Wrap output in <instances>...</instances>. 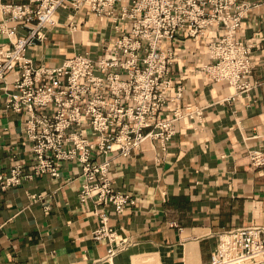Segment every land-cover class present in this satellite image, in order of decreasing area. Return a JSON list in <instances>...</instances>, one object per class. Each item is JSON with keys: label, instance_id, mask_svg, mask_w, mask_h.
Segmentation results:
<instances>
[{"label": "crops", "instance_id": "crops-1", "mask_svg": "<svg viewBox=\"0 0 264 264\" xmlns=\"http://www.w3.org/2000/svg\"><path fill=\"white\" fill-rule=\"evenodd\" d=\"M72 15L60 10L59 24L29 48L35 66H59L78 54L102 55L114 34L110 22L86 10ZM240 35L256 42L253 80L264 83V3L250 13ZM7 40L0 33V43ZM177 46L172 78L184 88L182 105L201 116L178 121L165 151L147 141L130 157H112L113 185L135 204L118 214L112 205L81 203L84 180L75 162L63 163L59 177L24 179L0 190V264H206L219 231L252 223L264 227V167L252 165L249 154L264 153V87L232 100L235 89L229 83L214 82L200 71L210 62L203 39ZM12 80L10 74L9 88ZM4 86L0 171L7 175L15 164L29 168L32 154L21 115L6 108ZM102 212L118 232L112 246L125 242L112 258L106 256L108 243L93 239Z\"/></svg>", "mask_w": 264, "mask_h": 264}, {"label": "built area", "instance_id": "built-area-1", "mask_svg": "<svg viewBox=\"0 0 264 264\" xmlns=\"http://www.w3.org/2000/svg\"><path fill=\"white\" fill-rule=\"evenodd\" d=\"M264 0H0V84L5 83L6 108L21 115L31 144L29 168L15 164L0 171V190L21 185L36 175L59 177L65 162L81 168V203L112 205L116 213L135 204L113 185L114 156L130 157L150 141L162 150L176 134V123L201 116L182 105L183 86L171 72L177 44L203 39L210 58L200 66L214 82L229 83L232 100L247 96L264 83L253 80L256 42L240 35L250 13ZM60 10L72 17L86 10L107 19L113 36L102 55L78 54L55 67L35 66L27 52L59 24ZM72 27L76 25L71 24ZM24 34H19L20 30ZM13 80L8 87V77ZM228 100V99H227ZM164 115H167L165 117ZM255 167H264V153L250 151ZM41 195H32L37 200ZM93 239L108 243L107 258L125 247L102 212ZM177 226L176 223H172ZM206 264H264V227L249 224L223 229Z\"/></svg>", "mask_w": 264, "mask_h": 264}]
</instances>
